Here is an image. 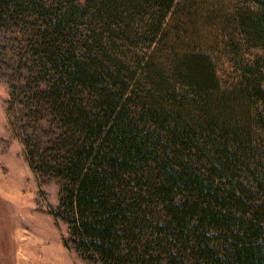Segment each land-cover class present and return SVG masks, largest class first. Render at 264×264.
Instances as JSON below:
<instances>
[{
    "label": "trees",
    "instance_id": "obj_1",
    "mask_svg": "<svg viewBox=\"0 0 264 264\" xmlns=\"http://www.w3.org/2000/svg\"><path fill=\"white\" fill-rule=\"evenodd\" d=\"M0 27L32 80L25 157L60 184L66 248L264 264V0H0Z\"/></svg>",
    "mask_w": 264,
    "mask_h": 264
},
{
    "label": "rangeland",
    "instance_id": "obj_2",
    "mask_svg": "<svg viewBox=\"0 0 264 264\" xmlns=\"http://www.w3.org/2000/svg\"><path fill=\"white\" fill-rule=\"evenodd\" d=\"M9 29L0 27V264H101L86 261L64 246L67 223L51 213H58L60 184L28 166L22 140L31 128L18 101L25 100L32 80L26 84L20 64L24 54L19 44L11 41L14 36ZM215 47L209 44L222 80L235 79L231 57L223 52L218 61ZM12 87L17 94L11 103ZM39 127L49 130V123Z\"/></svg>",
    "mask_w": 264,
    "mask_h": 264
}]
</instances>
